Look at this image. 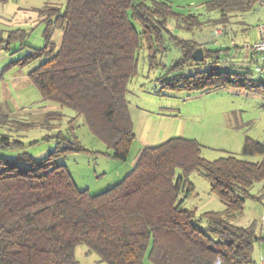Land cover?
Instances as JSON below:
<instances>
[{
    "label": "trees",
    "instance_id": "trees-1",
    "mask_svg": "<svg viewBox=\"0 0 264 264\" xmlns=\"http://www.w3.org/2000/svg\"><path fill=\"white\" fill-rule=\"evenodd\" d=\"M64 2L63 11L48 4L40 10L47 24L46 46L32 48L18 63L44 59L29 74L42 97L83 116L117 160L129 159L135 140L127 95L141 59L150 69H162L159 81L170 88L199 93L234 86L264 94V82L248 73L215 67L227 49L203 48L205 61L198 63L193 52L201 46L195 38L168 28L175 20L178 28L193 32L211 24L225 30L236 16L254 10L257 0H209L199 15L175 12L166 0ZM54 28L63 30L57 50L51 42ZM171 46L181 56L167 65L163 59ZM186 67L190 72H184ZM62 118L61 112H49L46 122ZM59 138L62 146L39 160L28 152L0 158V264H80L75 256L79 244L105 264H144L146 256L153 264L253 263L255 244L264 235L234 220L243 214L251 188L264 181L262 142L247 137L243 145L244 155L262 157L258 163L230 153L209 161L201 156L200 143L173 137L144 148L129 174L93 195L78 189L57 163L60 155L87 149L64 135ZM13 146L25 144L0 136V147ZM195 170L210 181L225 205L222 212L198 215L184 207Z\"/></svg>",
    "mask_w": 264,
    "mask_h": 264
},
{
    "label": "rangeland",
    "instance_id": "rangeland-1",
    "mask_svg": "<svg viewBox=\"0 0 264 264\" xmlns=\"http://www.w3.org/2000/svg\"><path fill=\"white\" fill-rule=\"evenodd\" d=\"M166 1L175 12L199 15L205 13V3L209 0ZM47 4L60 6L62 11L65 8L64 0H0V34H4L5 37L3 45L10 47L9 52L0 56L7 55V62L9 57H13L14 66L8 69L10 76L24 73V77L26 75L28 77L24 78V81L28 82V87L24 88L23 108L25 106L26 108L21 110L18 121L30 124V127L25 128L19 124L7 125L0 120V136L7 135L11 140H19L25 144L23 148L0 147V158H16L19 153L28 152L39 160L55 151L60 144L59 136L64 135L74 143L78 141L75 146L82 145L87 151H71L60 155L57 163L66 167L78 189L88 190L93 195L115 186L129 174L134 168L131 167L132 160L141 148L160 145L173 137L194 139L203 146L201 156L209 161L229 153L255 163L262 160L258 155H244L243 145L247 137L264 144L263 93L249 92L234 86L199 93L170 88L159 81L163 70L150 69L143 59L139 64L138 75L129 85L127 95L135 133L130 158L124 162L110 156L107 144L90 132L83 116H77L75 111L63 108L54 101L43 100L39 88L29 74L44 59L17 63L25 58L32 48L41 49L46 46L47 24L40 10ZM261 10L258 6L257 12ZM255 16L259 19L258 14L255 13ZM255 19H244L243 14H239L232 25H227L225 30L222 28L224 33L218 40L226 42L225 45L230 44L231 40H237L240 46H244L245 42H251L247 40L253 41ZM243 20L249 25L242 24ZM137 28L140 29L139 26ZM168 28L182 38L211 36L214 32L212 24L207 25L202 31L193 32L178 28L175 20H170ZM62 38L63 30L54 28L51 42L54 43L55 50L59 48ZM210 46L214 48L217 45ZM180 56L179 51L171 46L163 60L170 65ZM239 69L233 66L229 68L230 71L241 73ZM190 70L186 67L184 72ZM41 107H46L50 112H61L63 118L52 121L50 125L45 121L44 114H38ZM73 118L75 119L72 121ZM180 174L181 171L177 170V175ZM189 181L193 190L185 198L184 207L195 209L198 215L211 211L222 212L225 209L224 203L212 191L210 181L200 170L193 171ZM250 193L243 214L236 218L234 223L253 228L257 235H261L264 181L257 182ZM200 223L202 227L207 225L204 219ZM262 241L255 244L251 264H262V259L264 260ZM75 256L80 264H105L100 262L99 255L86 244H79L76 247ZM144 264L153 263L146 256Z\"/></svg>",
    "mask_w": 264,
    "mask_h": 264
},
{
    "label": "crops",
    "instance_id": "crops-1",
    "mask_svg": "<svg viewBox=\"0 0 264 264\" xmlns=\"http://www.w3.org/2000/svg\"><path fill=\"white\" fill-rule=\"evenodd\" d=\"M261 7V11L257 12V7ZM258 14V18L255 16ZM244 19L250 20L255 19V31L253 32V41L247 40L251 42H247L249 44H253L255 40L258 38V24L264 22V5H256L254 10L242 13ZM242 24L249 25L245 20L242 21ZM213 31V30H212ZM215 31V29H214ZM214 32H212L211 36H200L195 38V41L202 48H211V44H214L216 47L212 49H227L226 56H222V62L217 64L215 67L220 70H229L230 66L238 67L241 73H248L252 78L264 82V63L259 59L256 53L253 50L245 48V46H240L237 40H231L230 44L225 45L226 42H221L218 40ZM4 34H0V54H5V52H9L10 47H6L3 45L5 42ZM9 42V40H8ZM246 43V42H245ZM245 45V44H244ZM4 46V47H3ZM7 54V53H6ZM7 55L0 56V120L5 124L15 125L16 123H20L19 117H21V110L25 109L24 106V88L28 87V82L24 81V73H19L15 76H10L8 69L9 67L14 66L13 57H9V62H7ZM18 61V60H17ZM15 61V63L17 62ZM18 63V62H17ZM17 63L15 65H17ZM19 64V63H18ZM229 67V68H228ZM21 76V77H20ZM28 78V77H27ZM26 78V79H27ZM21 82V83H20ZM25 82V83H24ZM44 101H47L43 98ZM50 111L46 110V107H41L38 109V114H44L45 121L46 115ZM22 123H24L22 121ZM26 123V122H25ZM246 138V137H245ZM148 147V146H147ZM143 148L139 150V153L134 157L131 163V167H135L139 156L142 152ZM130 158V157H129ZM129 160V159H128ZM260 231H261V222H260ZM262 243H264L262 241ZM262 264H264V260L262 259Z\"/></svg>",
    "mask_w": 264,
    "mask_h": 264
},
{
    "label": "built area",
    "instance_id": "built-area-1",
    "mask_svg": "<svg viewBox=\"0 0 264 264\" xmlns=\"http://www.w3.org/2000/svg\"><path fill=\"white\" fill-rule=\"evenodd\" d=\"M258 5H264V0H257ZM224 31L222 28H216L214 34L216 37L223 35ZM245 48L253 50L254 53L259 57V59L264 63V22L258 24V38L251 45L245 43ZM261 232L264 234V214L261 216ZM217 264H220L219 262Z\"/></svg>",
    "mask_w": 264,
    "mask_h": 264
},
{
    "label": "water",
    "instance_id": "water-1",
    "mask_svg": "<svg viewBox=\"0 0 264 264\" xmlns=\"http://www.w3.org/2000/svg\"><path fill=\"white\" fill-rule=\"evenodd\" d=\"M193 59H194V61H196L198 63L205 61V52H204V49L202 47L197 48L193 52Z\"/></svg>",
    "mask_w": 264,
    "mask_h": 264
}]
</instances>
